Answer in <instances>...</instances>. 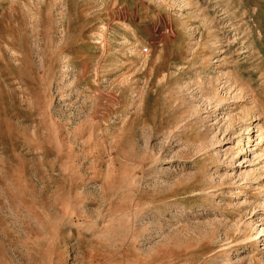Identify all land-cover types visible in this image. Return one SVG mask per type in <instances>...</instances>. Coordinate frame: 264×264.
<instances>
[{
    "label": "rangeland",
    "instance_id": "obj_1",
    "mask_svg": "<svg viewBox=\"0 0 264 264\" xmlns=\"http://www.w3.org/2000/svg\"><path fill=\"white\" fill-rule=\"evenodd\" d=\"M0 264H264V0H0Z\"/></svg>",
    "mask_w": 264,
    "mask_h": 264
}]
</instances>
